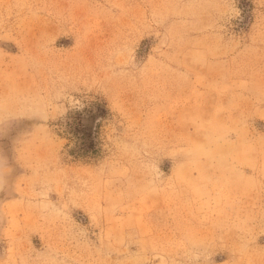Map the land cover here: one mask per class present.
<instances>
[{
	"label": "rangeland",
	"instance_id": "obj_1",
	"mask_svg": "<svg viewBox=\"0 0 264 264\" xmlns=\"http://www.w3.org/2000/svg\"><path fill=\"white\" fill-rule=\"evenodd\" d=\"M0 264H264V0H0Z\"/></svg>",
	"mask_w": 264,
	"mask_h": 264
}]
</instances>
